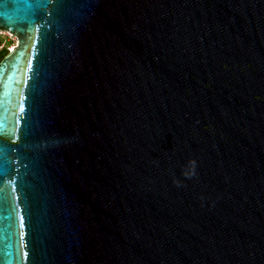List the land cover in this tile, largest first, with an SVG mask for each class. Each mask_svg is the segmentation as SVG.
<instances>
[{
    "label": "water",
    "instance_id": "obj_1",
    "mask_svg": "<svg viewBox=\"0 0 264 264\" xmlns=\"http://www.w3.org/2000/svg\"><path fill=\"white\" fill-rule=\"evenodd\" d=\"M0 31V264H264V0H0Z\"/></svg>",
    "mask_w": 264,
    "mask_h": 264
},
{
    "label": "rangeland",
    "instance_id": "obj_2",
    "mask_svg": "<svg viewBox=\"0 0 264 264\" xmlns=\"http://www.w3.org/2000/svg\"><path fill=\"white\" fill-rule=\"evenodd\" d=\"M16 43V37L8 31H0V50L2 47L6 49L12 48Z\"/></svg>",
    "mask_w": 264,
    "mask_h": 264
},
{
    "label": "trees",
    "instance_id": "obj_3",
    "mask_svg": "<svg viewBox=\"0 0 264 264\" xmlns=\"http://www.w3.org/2000/svg\"><path fill=\"white\" fill-rule=\"evenodd\" d=\"M8 49L6 47H2L0 50V60L7 54Z\"/></svg>",
    "mask_w": 264,
    "mask_h": 264
},
{
    "label": "snow or ice",
    "instance_id": "obj_4",
    "mask_svg": "<svg viewBox=\"0 0 264 264\" xmlns=\"http://www.w3.org/2000/svg\"><path fill=\"white\" fill-rule=\"evenodd\" d=\"M3 71V69L2 68H0V72H2ZM21 112L24 110V106H23V103H21V105H20V109H19ZM21 223H22V218H21Z\"/></svg>",
    "mask_w": 264,
    "mask_h": 264
},
{
    "label": "clouds",
    "instance_id": "obj_5",
    "mask_svg": "<svg viewBox=\"0 0 264 264\" xmlns=\"http://www.w3.org/2000/svg\"><path fill=\"white\" fill-rule=\"evenodd\" d=\"M193 164H194V162H193ZM194 174V173H193ZM186 175H187V173H186Z\"/></svg>",
    "mask_w": 264,
    "mask_h": 264
}]
</instances>
